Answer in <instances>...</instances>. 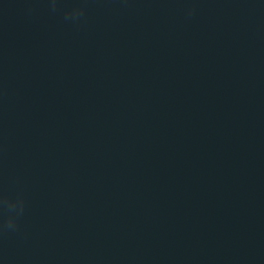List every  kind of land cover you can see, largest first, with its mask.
<instances>
[{
	"label": "water",
	"instance_id": "obj_1",
	"mask_svg": "<svg viewBox=\"0 0 264 264\" xmlns=\"http://www.w3.org/2000/svg\"><path fill=\"white\" fill-rule=\"evenodd\" d=\"M0 264H264V0H0Z\"/></svg>",
	"mask_w": 264,
	"mask_h": 264
}]
</instances>
